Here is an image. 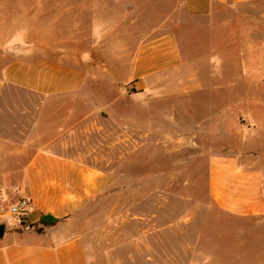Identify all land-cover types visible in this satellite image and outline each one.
I'll return each instance as SVG.
<instances>
[{
    "label": "crops",
    "instance_id": "crops-1",
    "mask_svg": "<svg viewBox=\"0 0 264 264\" xmlns=\"http://www.w3.org/2000/svg\"><path fill=\"white\" fill-rule=\"evenodd\" d=\"M254 1L184 0V5L192 16L212 18ZM72 25L60 43L54 33L43 32L26 45H15L12 57L0 69V85L41 97L25 143L0 137V223L5 224L0 264H162L179 259L176 241L180 229L189 227L187 222L151 220L142 208L132 211L101 204L115 191L120 176L114 170V152L107 167L94 158V135L107 130L113 150L116 141L128 149L130 124L118 119L129 120L125 110L132 99H138L139 108L145 110L151 99L189 97L201 91L205 82L187 73L179 39L172 31L142 40L132 58L125 59L110 49L108 35L94 28V9L86 36L80 24ZM80 43L88 46L80 48ZM258 47L264 50V44ZM228 81L235 89L240 83L250 84V90L237 98H264V79L253 73ZM3 158H16V163ZM208 191L212 204L236 219V230L264 227V165L259 159L233 153L211 156ZM21 197L31 198L32 210L22 224L8 222V204ZM43 214L60 220L41 224ZM203 241L200 237L183 242L193 250L191 259L215 258L202 247ZM230 244L226 239L227 259L251 258L250 250L234 252Z\"/></svg>",
    "mask_w": 264,
    "mask_h": 264
},
{
    "label": "rangeland",
    "instance_id": "rangeland-1",
    "mask_svg": "<svg viewBox=\"0 0 264 264\" xmlns=\"http://www.w3.org/2000/svg\"><path fill=\"white\" fill-rule=\"evenodd\" d=\"M93 9L94 28L108 35L110 49L125 59L132 58L142 40L174 32L187 73L205 82L201 91L189 97L151 99L145 110L139 108L138 99H132L125 110L129 120L118 119L130 124L128 149L116 141L113 150L107 130L94 135V158L107 167L114 152V170L120 176L115 191L101 204L132 211L142 208L151 220L187 222L189 227L180 229L175 240L180 245L179 259L162 264H264V227L236 230V219L214 206L208 191L213 155L233 153L257 158L264 165V98H237L250 90V84L240 83L235 89L228 81L251 73L264 79V50L258 51V45L264 44V0L229 8L212 18L192 16L184 0H0V69L12 57L15 45H26L43 32L54 33L60 43L78 23L86 36ZM62 44L66 45L64 40ZM128 89L134 88L128 85ZM40 102L39 95L26 89L0 85V137L25 143ZM123 153L125 158H120ZM3 159L16 163V158ZM200 237L214 259L190 258L193 250L183 242ZM226 239L232 251L248 249L251 258L227 259ZM237 241L243 245H235ZM154 263L159 262H148Z\"/></svg>",
    "mask_w": 264,
    "mask_h": 264
},
{
    "label": "built area",
    "instance_id": "built-area-1",
    "mask_svg": "<svg viewBox=\"0 0 264 264\" xmlns=\"http://www.w3.org/2000/svg\"><path fill=\"white\" fill-rule=\"evenodd\" d=\"M33 203L29 197H21L7 206L5 218L8 222L22 224L28 213L32 210Z\"/></svg>",
    "mask_w": 264,
    "mask_h": 264
},
{
    "label": "trees",
    "instance_id": "trees-1",
    "mask_svg": "<svg viewBox=\"0 0 264 264\" xmlns=\"http://www.w3.org/2000/svg\"><path fill=\"white\" fill-rule=\"evenodd\" d=\"M60 218L51 215V214H43L39 220V223L45 224V225H51V224H56Z\"/></svg>",
    "mask_w": 264,
    "mask_h": 264
},
{
    "label": "water",
    "instance_id": "water-1",
    "mask_svg": "<svg viewBox=\"0 0 264 264\" xmlns=\"http://www.w3.org/2000/svg\"><path fill=\"white\" fill-rule=\"evenodd\" d=\"M4 230H5V224L4 223H0V236L3 235Z\"/></svg>",
    "mask_w": 264,
    "mask_h": 264
},
{
    "label": "clouds",
    "instance_id": "clouds-1",
    "mask_svg": "<svg viewBox=\"0 0 264 264\" xmlns=\"http://www.w3.org/2000/svg\"><path fill=\"white\" fill-rule=\"evenodd\" d=\"M10 227H12V226L10 225Z\"/></svg>",
    "mask_w": 264,
    "mask_h": 264
}]
</instances>
